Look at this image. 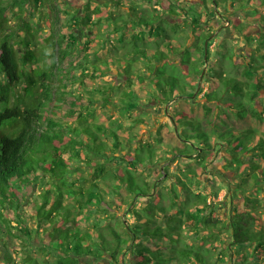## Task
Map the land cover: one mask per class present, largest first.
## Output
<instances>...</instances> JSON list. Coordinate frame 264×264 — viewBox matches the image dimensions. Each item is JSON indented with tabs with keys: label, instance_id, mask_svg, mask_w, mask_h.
I'll list each match as a JSON object with an SVG mask.
<instances>
[{
	"label": "trees",
	"instance_id": "trees-1",
	"mask_svg": "<svg viewBox=\"0 0 264 264\" xmlns=\"http://www.w3.org/2000/svg\"><path fill=\"white\" fill-rule=\"evenodd\" d=\"M77 4L43 39L23 14V35L0 37V264H264V0ZM77 66L81 87L111 69L124 80L88 84L86 97L55 85ZM97 101L118 116L99 121ZM220 154L238 178L229 221L193 187ZM171 163L177 180L162 190Z\"/></svg>",
	"mask_w": 264,
	"mask_h": 264
},
{
	"label": "rangeland",
	"instance_id": "rangeland-1",
	"mask_svg": "<svg viewBox=\"0 0 264 264\" xmlns=\"http://www.w3.org/2000/svg\"><path fill=\"white\" fill-rule=\"evenodd\" d=\"M46 1V0H45ZM55 3H51V1L47 0V2H45V4L43 3L44 1L42 0H0V9L2 7H6L9 9L8 11V16L10 18V22L9 24H7L6 29L3 32H0V37L4 36L5 34H11L12 36V41H15L17 39H19V36L23 35V33L25 32L24 29V21L21 18V14H23L25 19H28L31 24L33 25L34 28H38L40 29L39 34H40V38L43 39V36H46L49 34V32L51 31V27L49 25V22H54L55 20V13L56 10H60L64 11V9L62 10V8H66V10H70V11H74L73 9H75L77 7V3L79 2V0H54ZM51 5V8H50ZM53 9V10H52ZM48 13L50 15H48ZM52 14V15H51ZM53 16V17H52ZM174 17H177V19H181L184 17L183 14L181 15H176ZM68 20V19H67ZM64 19L61 18V22L58 23V26L64 25ZM225 19H216L215 23L217 26H220L224 23ZM69 23V22H68ZM227 27V26H226ZM224 30L223 28L220 30L222 31ZM224 37H229V38H235L234 34H232V32L230 30H226ZM223 38L221 36H219L216 39L212 40L211 46L212 48L217 47V43L222 40ZM16 45V49H17V55L19 57V59L23 60L24 58V54H25V49L24 47L19 44V43H15ZM241 44H238V46ZM109 48L106 47L105 51L108 52ZM240 51H242V49L240 48ZM39 54H41V52L38 50ZM46 58V61H48L49 56L46 55L44 56ZM238 59L241 60V58L239 57ZM117 63H120V60H118V58H116ZM125 61L127 62L128 59L126 58ZM110 63L107 60L104 61L103 65L108 68L111 67ZM124 64V63H122ZM121 64V66H122ZM90 65V64H89ZM89 67V66H88ZM82 72V67H78L74 68V69H70L68 71V68L66 70L65 73L59 72L57 71L56 76H55V85L59 87V83L63 84V82H67L69 84V91L74 92V94H80L83 93L84 97H86V95H90L91 93L88 90H85V86L88 84H105L107 85V83H118L119 81L124 80V76H120L119 72L117 70H112L109 71V73L106 74L105 77H103L100 81L97 80L96 78H86V83L82 84L83 87L79 86L81 85V82H79L80 80V75ZM76 79V81H75ZM4 81V74L3 72H1L0 70V82ZM63 87V85H62ZM122 89H117L118 92H120ZM108 91L110 94L113 93V89L112 88H108ZM116 92V91H114ZM96 95L99 96H103V93L100 91H96L95 92ZM201 95H203V92L201 93ZM100 105L98 114L96 115V118L101 121V122H107L110 123L114 118H116L118 116V112L115 109L114 106H112V108H110V105H107L106 107H102L101 106V101H97ZM149 110L152 111V116L150 114H143V116L148 117L150 119V123H155L158 120V117H160L158 110L155 109L153 106H148ZM78 109H80L78 107ZM89 108L85 109L84 112H88ZM161 111V110H160ZM162 112V111H161ZM88 117H84V120L80 123L81 126L84 125V123L87 121ZM155 121V122H154ZM194 127L196 126L197 122L194 120L193 122ZM92 126H94L93 123H91ZM151 125V124H150ZM192 127L189 126V130L188 131H192L194 130ZM145 126H143L142 132H147L148 130H146L147 128H144ZM162 163H158V168ZM173 165V166H172ZM83 169L85 170V173L89 172V168L83 163L82 164ZM184 167H196L198 166V162L197 160L194 159H185L184 163H183ZM169 171L166 174V178L164 180H162V177L159 176L158 173V182H162V190H166V188L172 184L175 180H177V176L176 174L179 173V168L177 165H174L171 163V165H169ZM159 172V171H158ZM153 178H155V176L153 175ZM160 178V179H159ZM200 182H198V184L196 186H193L194 189H196V191H204L209 193L210 198L214 201H216L217 203V209L218 212L220 214V216H223L224 218L227 219V221L230 220V213L232 211V203L230 201V191L232 188H235V182L236 179H238L236 177V172L234 169L232 168H226L225 166V156L223 154H220L217 156L216 160L210 164L208 170H204L201 174H200ZM264 196V195H263ZM170 197V196H169ZM147 198L146 197H140L139 201L137 202V206L138 207H142V205L144 204V202H146ZM170 199L169 198H165L164 203L165 205H170ZM158 212H160V209L158 208ZM159 218L161 219L160 221H162L164 224L166 223L163 220L162 215L159 216ZM130 219L132 221H134V215L130 216ZM227 234H222V238H226ZM231 237V236H230ZM231 240V238H228ZM18 241L19 240H15L16 242V246L18 247ZM237 262V261H236ZM225 264V262H224Z\"/></svg>",
	"mask_w": 264,
	"mask_h": 264
},
{
	"label": "water",
	"instance_id": "water-1",
	"mask_svg": "<svg viewBox=\"0 0 264 264\" xmlns=\"http://www.w3.org/2000/svg\"><path fill=\"white\" fill-rule=\"evenodd\" d=\"M206 50H207V45H206Z\"/></svg>",
	"mask_w": 264,
	"mask_h": 264
},
{
	"label": "flooded vegetation",
	"instance_id": "flooded-vegetation-1",
	"mask_svg": "<svg viewBox=\"0 0 264 264\" xmlns=\"http://www.w3.org/2000/svg\"><path fill=\"white\" fill-rule=\"evenodd\" d=\"M221 29H222V28H221ZM221 29H220V30H221ZM224 29H225V28H224Z\"/></svg>",
	"mask_w": 264,
	"mask_h": 264
}]
</instances>
